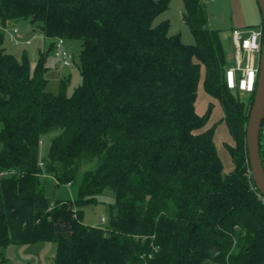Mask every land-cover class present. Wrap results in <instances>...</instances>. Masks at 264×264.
<instances>
[{"label": "trees", "instance_id": "obj_1", "mask_svg": "<svg viewBox=\"0 0 264 264\" xmlns=\"http://www.w3.org/2000/svg\"><path fill=\"white\" fill-rule=\"evenodd\" d=\"M183 1L192 44L169 34V19L153 25L170 0H0L4 25L29 18L53 52L60 37L79 42L78 61L71 53L82 76L71 95L47 91V52L32 69L0 30V264L7 246L40 241L56 244L50 264H264V197L246 138L255 91L244 101L228 87L234 57L206 3ZM204 70L234 139L227 173L208 124L213 104L196 109ZM263 138L264 120V161ZM46 174L73 197L51 200ZM107 186V222L85 223L83 206Z\"/></svg>", "mask_w": 264, "mask_h": 264}, {"label": "rangeland", "instance_id": "obj_2", "mask_svg": "<svg viewBox=\"0 0 264 264\" xmlns=\"http://www.w3.org/2000/svg\"><path fill=\"white\" fill-rule=\"evenodd\" d=\"M207 8L209 26L220 31V37L226 52L234 55L235 44L231 31L236 24L235 15L240 13L246 17L248 27L244 30H256L260 22L258 4L256 0H204ZM184 1L170 0L168 9L160 13L154 20L153 25L156 26L161 21L169 19V34H180L183 42L192 44L195 37L191 29L184 21ZM237 13V14H236ZM16 27L19 29L21 39H31V43H12L5 28ZM0 30L4 33V46L13 53L19 60L26 58L32 69H34L41 52H47L46 65L47 70L45 77L47 79L46 90L58 93L64 89L67 95H71L75 88L82 83V76L78 65L66 66L60 62L51 49V37H46L37 27L36 23H32L29 18L10 19L4 25L0 19ZM65 45L74 53L77 59L80 49L79 42L66 40ZM78 61V59H77ZM204 72L199 83L198 94L196 99V109L200 114L206 113L210 104H213L209 125H216L215 142L218 153L224 164V172H230L233 169V162L227 149V144H234L226 122L223 120L224 111L218 99L213 98L206 91L203 83ZM66 81V85L62 86V81ZM242 100L247 101L249 94L247 92H239ZM58 133L54 131L46 135L40 146V158L46 157L52 138ZM1 148V144H0ZM87 165V164H86ZM42 181L45 184L46 195L51 199H70L73 197L72 187L68 184L56 185L54 178L44 175ZM98 202L89 203L83 206L84 221L87 224L100 226L104 225L109 218L110 204L115 202V191L111 186L105 187L101 193L96 195ZM104 218L105 221H101ZM56 253V244L50 241H40L28 244H11L5 248V254L9 259L8 264H45L51 263Z\"/></svg>", "mask_w": 264, "mask_h": 264}, {"label": "built area", "instance_id": "obj_3", "mask_svg": "<svg viewBox=\"0 0 264 264\" xmlns=\"http://www.w3.org/2000/svg\"><path fill=\"white\" fill-rule=\"evenodd\" d=\"M12 43H31V39H21L19 29L5 28ZM264 28L261 25L256 30L233 29L232 37L235 44L234 64L226 72L227 85L231 89L239 88L244 92L256 90L259 71V56L261 52ZM54 55L66 66L73 65V55L65 45L63 38H58L54 46ZM43 165L42 162H40ZM101 221H105L104 218ZM151 256V255H150ZM45 264H50L49 262Z\"/></svg>", "mask_w": 264, "mask_h": 264}, {"label": "water", "instance_id": "obj_4", "mask_svg": "<svg viewBox=\"0 0 264 264\" xmlns=\"http://www.w3.org/2000/svg\"><path fill=\"white\" fill-rule=\"evenodd\" d=\"M264 22V0H257ZM264 28V27H263ZM264 120V33L259 56V71L250 116L247 122V148L250 168L256 187L264 197V161L260 139Z\"/></svg>", "mask_w": 264, "mask_h": 264}, {"label": "crops", "instance_id": "obj_5", "mask_svg": "<svg viewBox=\"0 0 264 264\" xmlns=\"http://www.w3.org/2000/svg\"><path fill=\"white\" fill-rule=\"evenodd\" d=\"M258 10H259V15H260V22L258 24V27H260L262 25V14H261L259 6H258ZM236 16H237V19H236V22H235L236 24L233 26L232 31H233V29H240V30L246 29L248 27V22H247L246 17H244L243 14H242V16H240V13L235 15V18H236ZM232 31H231V35H232ZM244 31H246V30H244ZM227 54H228V57H234V55L231 54L230 52L229 53L227 52ZM263 151H264V138H263Z\"/></svg>", "mask_w": 264, "mask_h": 264}]
</instances>
